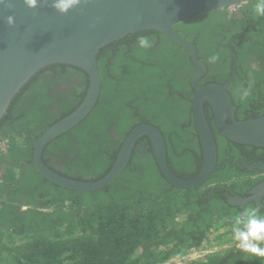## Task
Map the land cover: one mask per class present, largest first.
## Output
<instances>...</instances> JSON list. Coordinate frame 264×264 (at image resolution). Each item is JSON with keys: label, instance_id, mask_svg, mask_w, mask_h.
Wrapping results in <instances>:
<instances>
[{"label": "trees", "instance_id": "16d2710c", "mask_svg": "<svg viewBox=\"0 0 264 264\" xmlns=\"http://www.w3.org/2000/svg\"><path fill=\"white\" fill-rule=\"evenodd\" d=\"M197 15L175 22L173 27L196 42L209 64L207 74L222 79L231 67L232 55L221 42L214 50L224 53H218L217 62L209 63L212 50H203L191 32ZM139 35L149 36L152 47L139 49ZM232 44L243 45L244 41L236 39ZM190 60L188 48L156 30L130 33L103 47L98 55L102 90L97 104L79 125L47 144L44 162L68 176L98 179L111 167L121 138L136 123L149 121L164 132L170 165L182 172L173 163L178 159L191 172V163L184 159L192 144L193 92L188 88L186 66H195ZM222 61L226 66L218 63ZM244 64L241 54L238 72L245 75ZM75 79L88 84V73L66 63L42 68L17 92L0 120V141L8 144L6 151L0 148V264H156L205 243H225L219 234L222 227L212 223L221 219L231 223L237 213L224 198V188L214 189L206 199L205 184L178 187L170 183L160 173L146 136L138 140L126 169L101 189L63 188L39 175L32 157L34 141L82 96L75 90ZM62 82L68 88L52 93ZM261 91L264 94V86ZM56 98L61 102L51 104ZM243 109L240 106L241 113ZM184 118H188V126L181 124ZM233 144L229 142V146ZM223 149L230 153V148ZM200 160L198 155L197 163ZM59 162L64 167L59 168ZM230 167L220 166L211 180L233 170ZM178 213L187 216L177 220ZM211 231H217L213 238ZM218 253L209 256L207 264H264V258L243 252Z\"/></svg>", "mask_w": 264, "mask_h": 264}, {"label": "water", "instance_id": "95a60500", "mask_svg": "<svg viewBox=\"0 0 264 264\" xmlns=\"http://www.w3.org/2000/svg\"><path fill=\"white\" fill-rule=\"evenodd\" d=\"M249 0H85L67 14L57 13L49 4L27 9L18 0L17 23L9 29L0 19V120L19 90L42 68L66 63L88 73L89 86L83 101L70 113L54 121L35 140L33 161L37 171L50 182L80 190H95L116 179L128 165L134 146L147 135L163 176L176 186H194L203 182L215 168L217 151L214 137L204 114V101L212 107L218 130L236 142L264 145V114L256 118L235 119V105L228 93V83L199 84L206 69L198 56L196 44L173 25L182 19L212 9L241 5ZM7 12L0 10V17ZM141 30H156L190 49L199 67L193 77L195 123L204 151V163L195 178H183L169 167L166 140L161 129L152 123L133 126L122 140L108 172L93 181L76 180L50 168L43 160L45 146L67 132L91 113L97 104L102 81L98 67L100 50L111 42ZM231 79H229L230 81ZM233 121L229 122L226 119Z\"/></svg>", "mask_w": 264, "mask_h": 264}, {"label": "flooded vegetation", "instance_id": "af4514ba", "mask_svg": "<svg viewBox=\"0 0 264 264\" xmlns=\"http://www.w3.org/2000/svg\"><path fill=\"white\" fill-rule=\"evenodd\" d=\"M254 3H255V0H249V1H247L241 5L221 7L217 10V12H209V13H207V15H204L206 12L205 13L203 12L202 14L198 13L199 15L196 14L197 16L193 17V20L195 21V23H197V25H195V28L192 29L191 32H192V34H194V38L196 40H199V42L201 43L203 50H205V49L208 50L210 48L212 50L211 56H213V55L219 56L218 53H224V50L223 49H215L214 50V48L222 42V46L224 48L226 47L227 50L229 51V53L232 55V58L230 60L231 61V67L229 68V66H228V69L224 72V74H227V75L223 76L222 79H217L214 76L210 77L207 74L209 71V64L205 60V58L203 56H201L200 50H199L196 42H194V40H192L197 46L198 56H199L200 60L202 62H204L207 66L205 69V72L201 76L198 77L197 82L199 84H206V83H211V82L212 83H227V82H229L227 90H228L229 95L231 96L233 104L236 107L235 113H234L236 120L247 119V118H256V117H260L264 114V109H263V111H259V108H261V107L264 108V94L261 93L262 92L261 91L262 86H264V80L259 79V77L264 78V17H255L254 16V13H253ZM250 10H251V13H250L251 16L249 14L246 15V13H249ZM192 16H194V15H192ZM235 18H238V20H240V22L239 21L236 22ZM257 24H259V25H257ZM239 28L241 30H237ZM236 39L243 40L244 44L243 45H239V44L233 45L232 42ZM189 51H190V49H189ZM183 53L185 54L187 52L183 51ZM241 54L244 55V57H245V64L243 66L245 68V69H243V71L246 70L245 75L240 74L238 72L239 55H241ZM190 59H191L190 61L195 66V68H193L190 64H188V66H186V70L189 69L188 75H187V77H188L187 78L188 88L191 89L193 92V98H192V130L190 131V133L192 134V138H191L192 144H191L190 149L189 148L187 149V153H188L189 157H187V158L184 157V159H188L189 162L191 163V165L193 167L191 169V172L189 169H187L188 166L185 163L182 164V162L179 161L178 159L173 160V163L175 166L180 167L182 172L174 169L173 166L170 165L169 157H168V146H167V141H166V158H167V162H168L170 169L175 174H177L178 176L183 177V178H189V179L195 178L199 174V172L202 169L203 163H204L203 145H202L201 139L199 137V132L197 130V126L195 123V115H194V108H193V100H194V94H195V91L193 88V77H194L195 73L199 70V67L192 60L191 52H190ZM188 63H189V60H188ZM218 63L221 64L222 66H226L224 61H222L221 63L220 62H218ZM222 66H219L218 69L223 70L224 67H222ZM236 77L241 78L242 80L241 81L236 80ZM229 79H231V80L229 81ZM101 81H102V79H101ZM74 82H76L75 90L77 92L82 93V96L76 101V103L74 104V106L71 110L66 109L64 111L63 116L70 113L72 110H74L83 101V99L86 95L88 86H89V76H88V84H82L79 81V79H75ZM249 85H251V94L245 100L242 101L240 99V95H238V94L240 93V90L242 88L248 87ZM67 88H68V86L64 82H62L57 87H55L53 89L50 88V89H51L52 93L57 94L60 91L66 90ZM253 89H257V90H259V92L254 93ZM235 95L238 97H236ZM60 102H61L60 99L56 98L54 101L51 102V104H56V103H60ZM242 105L244 106V109L241 113L240 112V106H242ZM203 107H204V114H205L206 119H207V124H208V126L212 132L213 137H214V143H215V147H216V151H217V159L215 162L214 170L210 173V175L203 182L200 183V184H205L204 196L206 197V199H208V197L210 198L212 196V192L214 191V189H217L219 187H223L224 192H225V194L223 195L224 198L226 199L227 203L230 206H234L236 208V212L242 211L244 208H256V209H258L259 215L264 216V145L261 146V145H255V144L241 143V142H236V141H233L231 139H228L227 137L222 135L220 133V131L218 130L217 125H216V121H215V116H214V113H213V110H212L210 103L208 101H204ZM209 109H210V113H209ZM226 120L229 122L233 121L230 118H227ZM141 122L152 123L149 121H140L138 123H141ZM138 123H136V124H138ZM51 124H49V125H51ZM79 124H77V125H79ZM152 124H155V123H152ZM181 124L183 126H188L189 125L188 118L181 119ZM135 125H133V126H135ZM155 125L158 126L157 124H155ZM42 126L43 125L41 124L40 127H42ZM76 126H74V127H76ZM47 127H45L37 135V137ZM111 130H112V132H114L113 127L111 128ZM161 131H162V129H161ZM112 134H113L114 138H118L117 133L114 132ZM163 134H164V132H163ZM142 136H146L148 139L147 135H142ZM124 137L121 138V140L119 142V147H118L117 153L120 149V146H121V143H122V140L124 139ZM164 137H165V135H164ZM138 140H137V142H138ZM165 140H166V138H165ZM137 142H136V144H137ZM229 142H233L234 144L229 146ZM148 143H149L150 149L152 151L155 163L157 165L155 154H154V151L152 149V146H151L149 139H148ZM34 144H35V141H34ZM136 144L134 146L133 152L135 150ZM224 147L226 149L230 148V153L234 154L237 157L231 155L226 150H224L223 149ZM33 148H34V145H33ZM184 149L185 148H183V150ZM133 152H132V155H133ZM117 153L115 155V158L117 156ZM223 153L226 154L225 157H223ZM132 155H131V158H132ZM198 155L200 156V159H201L199 163H197L198 162L197 161ZM32 157H33V153H32ZM56 158L57 157L54 156L52 161L55 162ZM131 158H130V160H131ZM114 161H115V159H114ZM114 161H113V163H114ZM58 164H60L58 166L59 168L64 167L63 162H59ZM226 164H229V166H231L230 168H233V170L228 169V171H226L225 173L218 176V179L211 180V174L215 170H217L220 166L224 167ZM157 167H158V165H157ZM110 168H108V170ZM158 169H159V167H158ZM108 170L103 175H105L108 172ZM159 171H160V169H159ZM56 172H58V171H56ZM189 172L191 173V176L188 175ZM58 173H60V172H58ZM160 173H161V171H160ZM22 174L19 176V178L22 176ZM60 174H63V173H60ZM39 175H40V173H39ZM63 175L70 177V178H73V179H76V180H82V181L96 180V178L95 179H92V178L89 179L88 176H84L80 179V178L68 176V174H65V173ZM41 177L44 178L43 176H41ZM100 177H102V176H100ZM116 179H114V180H116ZM19 182H20V179H18L17 183H19ZM109 184H107V185H109ZM200 184H197L194 186H198ZM58 186H60V185H58ZM60 187L68 188V187H64V186H60ZM178 187H184V186H178ZM186 187H193V186H186ZM69 189H72V188H69ZM99 189H101V188H99ZM73 190H80V189H73ZM95 190H98V189H95ZM81 191H83V190H81ZM26 207L27 206H25V208ZM235 214L236 213H234V215ZM183 216L185 218L187 215L184 213H178L177 220H182L181 217H183ZM212 223H213V225H216V226L220 225L222 227L221 230L219 231V234L223 235L222 239L225 241V243L219 244V246H220L219 249L209 253L208 255L213 256L214 253H216V252H219L218 254H243L242 252H240V250L238 251V247L236 246L235 242L231 238V223H229V221L227 219L226 220L221 219L220 221L216 220ZM211 232H214V234L211 233V235H210L213 238L216 235L217 231H211ZM208 258H209V256H207L206 259H202L199 262L191 263V264H207Z\"/></svg>", "mask_w": 264, "mask_h": 264}, {"label": "clouds", "instance_id": "9594fccd", "mask_svg": "<svg viewBox=\"0 0 264 264\" xmlns=\"http://www.w3.org/2000/svg\"><path fill=\"white\" fill-rule=\"evenodd\" d=\"M17 2L18 0H0V10L7 12L0 19L9 29H14L17 23L14 11ZM84 2L85 0H43V3L49 4L60 14H67ZM22 3L27 9H36L42 0H22ZM253 13L255 17H264V0H255ZM152 43V39L147 35H139L136 40L137 47L143 50L151 48ZM218 60L219 56L213 55L209 58V63H215ZM250 94L251 85L240 90V99L243 101ZM231 238L241 252L264 258V216L259 215L256 208H244L237 212L231 218Z\"/></svg>", "mask_w": 264, "mask_h": 264}, {"label": "built area", "instance_id": "2783aa9c", "mask_svg": "<svg viewBox=\"0 0 264 264\" xmlns=\"http://www.w3.org/2000/svg\"><path fill=\"white\" fill-rule=\"evenodd\" d=\"M7 142L4 141L2 142V140L0 141V148L3 151L7 150ZM2 173L0 171V185L2 183ZM219 244H214V245H209L205 243V245H203L202 247L198 248V249H191L188 252H186L185 254L179 255V256H175L172 257L166 261L163 262H159L156 264H191V263H196L201 261L202 259H206L207 256H211L208 255L209 253L218 250L219 249Z\"/></svg>", "mask_w": 264, "mask_h": 264}]
</instances>
